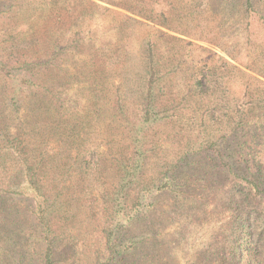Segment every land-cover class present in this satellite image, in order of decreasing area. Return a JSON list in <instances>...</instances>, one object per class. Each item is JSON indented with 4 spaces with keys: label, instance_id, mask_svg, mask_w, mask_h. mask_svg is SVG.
<instances>
[{
    "label": "rangeland",
    "instance_id": "obj_1",
    "mask_svg": "<svg viewBox=\"0 0 264 264\" xmlns=\"http://www.w3.org/2000/svg\"><path fill=\"white\" fill-rule=\"evenodd\" d=\"M92 1L0 0V264H264V0Z\"/></svg>",
    "mask_w": 264,
    "mask_h": 264
},
{
    "label": "trees",
    "instance_id": "obj_2",
    "mask_svg": "<svg viewBox=\"0 0 264 264\" xmlns=\"http://www.w3.org/2000/svg\"><path fill=\"white\" fill-rule=\"evenodd\" d=\"M97 1L107 3L106 2L107 0H97ZM78 2L82 5H91L93 7L101 8V7H99L97 2L92 1V0H78ZM136 5L138 7L140 6L138 2L136 3ZM107 11H109V10H107ZM110 12H112V11H110ZM132 15L137 16V17H141L140 13H135ZM171 20H174V19H172V16H170V15L166 18H163V22H164L163 27L164 28L168 27L165 24L167 22H170ZM182 33L180 34V36H185V34L184 33L182 34ZM196 36L198 39L200 37L205 38V36L203 35V32H201V31L200 32L196 31ZM204 40H206V39H204ZM152 48H153V46H151V45L148 46V49H149L148 53H147V56H148L147 61L148 62L146 64V68L148 69L149 73L151 72V70L154 71V69H155L153 62H152V59H153V54H152V50H151ZM14 50H18V48L17 49L14 48ZM26 54H27V51L25 50L23 52V54H20V56H24L26 58ZM151 54H152V56H151ZM40 58H42V57H40ZM24 60H26V59H24ZM40 60L41 59H33L29 62V64L27 62V63H22V65L23 66H29L30 65V67H34V68H32V72L39 71L41 69V67L47 68V66L51 65L50 60H44V59L41 61ZM150 77H151L150 81H148V83H144L141 86V89H139V91H138V95L142 96L141 98L143 99V101L145 103V105H144L145 109L143 112V115H144L143 120L145 122H148L151 125V124H154L153 122H155V120H157V119H159V120L164 119V117H163V112H164L163 110L164 109L163 110H160V109L154 110V102H155V96H156V91H155L156 83H154V81L152 79V74H150ZM206 83H207V81L205 80L204 77L201 80H198V79L196 80V87L198 88V95H203L206 93V90L208 89V87L205 85ZM117 109H118V105H117ZM152 117H153V119H151ZM189 155H192V152H190V151L183 152L182 153L183 157H179L181 162L185 163L184 159L185 158L188 159ZM181 162L178 160V162L174 166L177 168L178 164L180 163L179 167H181L183 165V163H181ZM186 164H188V163H186ZM28 172H31V170L27 168V173ZM165 176H166V178H165V181H163L164 183H161V185L159 186V189L162 192L164 190H169L171 187V184H172V180L170 178H168V175L166 173H165ZM245 180L247 181V183L250 187H253V192L255 194H258L259 199H263V201H264V173L262 171H257V173L253 172L251 178H245ZM258 185L262 186V187H258ZM241 192L242 191H239L238 193L240 194ZM140 207H142V206L140 203V199L138 198L137 203H134V205H133V211L132 212H134V213L139 212L140 213V209H139ZM117 214H119V213L117 212ZM126 214H125V216L127 217V220H131L135 216V215L132 216V215H126ZM125 216H124V218H125ZM234 224H237V225L236 226L234 225V227H233V228H235L234 229L235 230V237L233 239V241H234L233 244L230 246V250H231L230 263L231 264H253L254 259H256L255 254L254 253L251 254V252H250V248H251L253 242L251 239H249L250 233L244 227L245 226L244 220L241 219L240 215L237 216V219H235ZM120 240H123V239H120ZM128 242H130V241L124 240L122 245H119L122 247H120L121 250L118 251L119 252L118 254L128 251L129 248H127V247H130L129 244H131ZM49 249L51 250V248H49ZM49 259H50V251L48 250L46 252V260L49 261Z\"/></svg>",
    "mask_w": 264,
    "mask_h": 264
}]
</instances>
